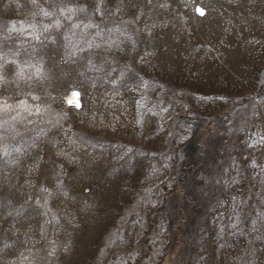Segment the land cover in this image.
I'll use <instances>...</instances> for the list:
<instances>
[{
  "label": "rangeland",
  "instance_id": "obj_1",
  "mask_svg": "<svg viewBox=\"0 0 264 264\" xmlns=\"http://www.w3.org/2000/svg\"><path fill=\"white\" fill-rule=\"evenodd\" d=\"M0 76V264H264V0H0Z\"/></svg>",
  "mask_w": 264,
  "mask_h": 264
},
{
  "label": "snow or ice",
  "instance_id": "obj_2",
  "mask_svg": "<svg viewBox=\"0 0 264 264\" xmlns=\"http://www.w3.org/2000/svg\"><path fill=\"white\" fill-rule=\"evenodd\" d=\"M37 2V0H32V3H36ZM67 11L68 12H71V11H73L72 9H67ZM197 12L200 14V15H204V12L201 10V9H197ZM45 16H49L50 15V13H48V12H44L43 13ZM62 14H63V10H62ZM57 26H58V24H57ZM90 26V25H89ZM74 27H78V25H74ZM86 27H88V26H86ZM88 47L90 48V47H92V44L89 42V44H88ZM39 71V69H37V72ZM3 79V77L2 76H0V80H2ZM11 106L10 105H3V106H0V112H2V111H5L7 108H10ZM37 111V113L39 112V109H37L36 110ZM13 119H15V117H13ZM3 123H5V122H0V128H2L3 127ZM3 139V136L2 135H0V140H2ZM262 139H264V138H262ZM16 151H19V149H16ZM0 154H3V155H8L9 153H8V151H7V149H6V147H2V146H0Z\"/></svg>",
  "mask_w": 264,
  "mask_h": 264
}]
</instances>
